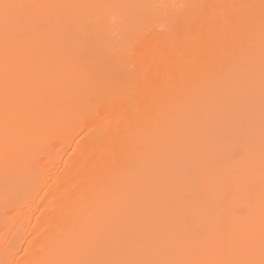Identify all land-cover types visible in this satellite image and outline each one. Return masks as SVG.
I'll list each match as a JSON object with an SVG mask.
<instances>
[{"label": "bare ground", "instance_id": "obj_1", "mask_svg": "<svg viewBox=\"0 0 264 264\" xmlns=\"http://www.w3.org/2000/svg\"><path fill=\"white\" fill-rule=\"evenodd\" d=\"M0 264H264V0H0Z\"/></svg>", "mask_w": 264, "mask_h": 264}]
</instances>
